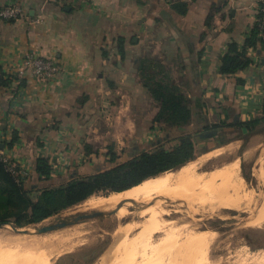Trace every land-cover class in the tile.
<instances>
[{
  "label": "crops",
  "instance_id": "obj_1",
  "mask_svg": "<svg viewBox=\"0 0 264 264\" xmlns=\"http://www.w3.org/2000/svg\"><path fill=\"white\" fill-rule=\"evenodd\" d=\"M173 2L186 3V13H176ZM13 5L24 16L0 19V74L13 79L0 87V150L26 170L24 187L33 181L26 190L109 169L97 167L106 163L103 149L104 155L86 154L85 144L95 150L93 142L102 139L106 150L132 137L147 142L143 134L156 127L157 103L136 72L142 56L160 60L190 100L192 123L180 132L203 130L210 117H223L222 109L237 120L261 112L264 43L248 50L245 70L218 73L228 44L241 47L255 28L258 0H0V8ZM29 54L61 65L63 72L46 81L28 73L15 80ZM13 132L17 140L10 145ZM38 158L51 166L49 181L34 171Z\"/></svg>",
  "mask_w": 264,
  "mask_h": 264
},
{
  "label": "rangeland",
  "instance_id": "obj_2",
  "mask_svg": "<svg viewBox=\"0 0 264 264\" xmlns=\"http://www.w3.org/2000/svg\"><path fill=\"white\" fill-rule=\"evenodd\" d=\"M210 118V126L218 122L217 118L213 116ZM149 122L148 120L146 125ZM146 128L148 131L143 134L146 143L138 144L137 139L132 137L125 144H117L121 148L114 146L118 155L116 162L113 164L107 163L108 158L106 163L101 160L97 166L99 170L111 168L139 151H149L156 148L157 145H162L165 148L171 145V142L168 143L167 141L173 137L172 133L164 131L158 125L152 128L147 126ZM263 129L264 126L258 128L257 132H253L242 140H234L236 133H234L233 128L217 129V137L214 139L209 137L207 139L210 140L207 142L198 141V137H203L201 135H204L205 130L193 131L192 135L196 142L198 155L186 167L189 169L194 168L191 178L194 182L188 181V184L181 185V187L183 186L182 190L178 192L183 193L181 194L182 199L181 197L174 199L176 196L173 194L163 192L161 195H153L147 200L143 198L133 200L134 202L125 200L126 202L121 201L118 203L119 205L117 204L111 208H91L88 206L89 202H94L95 199L107 197L108 195L93 196L84 201L85 203L82 202L73 206L38 224L25 226L22 230L12 224H0V240L2 241L0 243V264H24L21 261L26 260L29 255V257H32L33 255H40L39 251L44 252L34 250V254L32 253L33 250L29 248L27 250V247L24 249L21 244H18L20 246L17 245L16 248V244L14 247L11 243V246L9 243L6 245L5 240L9 238V240H38L44 238V236L45 238L48 237L49 234L54 236L57 233V235L63 234L72 237L69 241L48 248L51 251L45 250L46 255H44L49 254V257L47 256L49 264H107L105 262L114 257L117 242L123 237L124 231L130 226L131 229L125 238L128 237L129 241L135 239L139 227L147 221L146 212L150 209L156 213L159 226L162 229L165 228L163 230L170 229V238L177 244L191 240L192 236L197 237L198 240L203 239L205 236L206 242L204 241V243L206 244L198 246L199 248L196 247L195 251L198 253L205 252L207 264H256V257L260 258L264 254V219L255 221L256 218L258 219L264 214V133H261ZM183 133L178 132V134ZM158 140H160L159 144ZM101 141L102 139L93 142V147L100 149V151L103 149L106 153ZM220 141L227 143L206 153H199L205 144L217 146ZM110 143L108 142V144ZM108 144L106 143V145ZM179 171L178 169L172 171V175L178 174ZM26 173V170H23L24 176ZM211 174L216 175L215 179H211ZM29 182L26 183V189L33 183L31 180ZM233 184L244 188L242 190L244 193L239 194L241 200L234 196L233 188L236 186ZM212 187L213 189H211ZM168 193L174 197L169 196ZM217 193L219 194L217 195ZM222 193L224 199L220 198ZM248 193L252 198L250 203L247 204L245 202L246 198L243 197H247ZM210 194L212 197L209 196ZM31 196L34 197L35 193L33 192ZM184 196L191 198V200L184 199ZM231 196L239 201L233 200ZM240 202L241 205H239ZM229 203L232 205H228ZM122 211L125 212V215L121 214ZM61 224L65 226L56 227L51 231L38 232V230L45 227H55ZM149 231L145 236L148 244H153L161 238V235L153 229H149ZM75 234L76 236H74ZM2 243L3 245L6 244L3 246ZM136 249L138 253L141 252L138 246ZM36 251L38 252L37 255ZM146 252L148 251L146 250ZM24 254L25 256H23ZM173 254H176V252ZM184 254L187 257L186 253Z\"/></svg>",
  "mask_w": 264,
  "mask_h": 264
},
{
  "label": "trees",
  "instance_id": "obj_3",
  "mask_svg": "<svg viewBox=\"0 0 264 264\" xmlns=\"http://www.w3.org/2000/svg\"><path fill=\"white\" fill-rule=\"evenodd\" d=\"M171 8L179 15H184L187 11V5L183 2H173ZM257 42L264 43V38H260L257 29L254 28L241 47L234 42L228 44L226 52L220 57L218 73L235 75L248 68L251 64L248 50L254 49ZM117 46L120 57H123V40L119 39ZM136 72L142 87L157 103V112L152 118V124L172 133L173 137L167 141L171 142V145L166 148L157 145L152 150L139 151L130 159L104 171L37 190H26L24 178L17 182L0 161V224H12L18 228L38 224L93 196H107L126 191L145 180L177 170L197 157L196 142L192 133L178 134L192 123L193 114L188 97L172 82L169 72L158 59L149 56L139 57L136 62ZM12 80L11 77L4 79L0 74V87L8 86ZM222 112L223 117H217V123L203 128L205 133L233 128L236 133L234 140H242L264 126V100L260 114L248 120L235 121L228 110L222 109ZM201 118L198 117L199 120ZM261 133H264V129ZM16 134V132L12 133L10 145L17 140ZM216 137L212 135L210 139ZM210 139L198 137L199 142H207ZM226 143L220 141L217 146L205 144L199 153H206ZM84 151L86 154L96 156L105 154L111 164L118 159L113 145L106 146L104 154L100 149L94 150L88 144L84 145ZM34 171L40 181L50 180L51 166L45 158L36 159ZM33 192L34 197L31 196Z\"/></svg>",
  "mask_w": 264,
  "mask_h": 264
},
{
  "label": "bare ground",
  "instance_id": "obj_4",
  "mask_svg": "<svg viewBox=\"0 0 264 264\" xmlns=\"http://www.w3.org/2000/svg\"><path fill=\"white\" fill-rule=\"evenodd\" d=\"M208 158V157H207ZM190 163V162H189ZM188 163V164H189ZM188 164L178 168V170H180L178 172V174L176 175H172V171H169V172H165L161 175H158L154 178H150L148 180H145L143 181L141 184L131 188V189H128L126 191H123V192H118V193H111L109 194L107 197H102V198H98V199H95L94 202L91 201L89 202L88 206H90L91 208H96V207H112V206H115L117 205L118 203H120L121 201H125L127 200V202H130L132 200V202H134L135 200H138V199H148L149 197L153 196V195H158L159 194L161 195V193L163 192H169L173 195H170L168 193L169 196H172L175 198H178V197H181L182 199V196L181 192H178V191H181L182 190V187L181 185L187 183L188 181L190 182H194L192 178L193 174H192V170H194V168L192 169H189L187 168L186 166H188ZM195 167V166H193ZM191 168V167H190ZM211 179H215L216 175H213L211 174ZM227 175V174H226ZM162 176V177H161ZM200 180V179H199ZM197 181V180H196ZM209 182V181H208ZM222 182V181H221ZM196 183V182H195ZM193 183V184H195ZM234 183V182H233ZM239 183V182H238ZM188 184V183H187ZM199 184V183H197ZM202 184V182H201ZM217 184V183H216ZM236 184V183H234ZM233 184V185H234ZM242 184V183H241ZM196 185V184H195ZM236 185H239V184H236ZM234 185V186H236ZM185 186V185H184ZM216 186V185H215ZM172 187V188H171ZM176 187V188H175ZM219 187V186H218ZM244 187V185H243ZM175 188V189H174ZM180 188V189H179ZM191 188V187H190ZM200 188V187H199ZM229 188V187H228ZM233 188V187H232ZM179 189V190H178ZM213 189V187L211 188ZM244 188H242L241 186H236L235 188H233V194L234 196H237V198L239 200L240 197H239V194H241L242 190ZM192 190V189H191ZM202 190V189H201ZM228 190V189H227ZM190 191V190H189ZM205 191V190H204ZM245 191V190H244ZM203 192V191H202ZM212 192V191H211ZM214 192V190H213ZM225 192V191H224ZM228 192V191H227ZM177 193H179L177 195ZM191 193V192H190ZM244 193V192H242ZM167 194V193H165ZM186 194V193H185ZM192 194V193H191ZM190 194V195H191ZM200 194V193H199ZM208 195V193H206ZM219 193H217L218 195ZM225 194V193H224ZM230 194V193H229ZM231 194V195H233ZM164 195V194H163ZM189 195V196H190ZM221 195V194H220ZM219 195V196H220ZM253 195V194H252ZM167 196V195H166ZM188 196V195H187ZM197 196V195H196ZM211 196V194L209 195ZM208 196V197H209ZM218 196V197H219ZM223 196V193L222 195L220 196V198ZM247 197H243L244 199L246 198L245 202L250 203V200H251V195L248 193V195H246ZM165 197V196H164ZM205 197V196H204ZM212 197V196H211ZM228 197V196H227ZM187 198L184 196V199ZM206 198V197H205ZM223 198V197H222ZM225 198V197H224ZM223 198V199H224ZM229 198V197H228ZM232 198V196H231ZM250 198V199H249ZM93 199V198H92ZM152 199V198H151ZM203 199V198H202ZM219 199V198H218ZM233 200H236L234 198H232ZM130 200V201H128ZM134 200V201H133ZM145 200V201H146ZM179 200V199H178ZM187 200H191V198H187ZM197 200V199H195ZM211 200V199H210ZM231 200V199H230ZM229 200V202H230ZM239 200H236V201H239ZM126 202V201H125ZM140 202V201H139ZM224 202V201H223ZM227 202V201H226ZM233 202V201H232ZM85 203V202H84ZM221 203V202H220ZM239 203V202H238ZM237 203V204H238ZM136 204V203H135ZM175 204V203H174ZM246 204V203H245ZM264 204V203H263ZM119 205V204H118ZM228 205H232L231 203H229ZM241 205V202L240 204ZM225 206V205H223ZM221 207V206H219ZM218 207V208H219ZM229 207V206H228ZM264 207V206H263ZM230 208V207H229ZM232 208H234L232 206ZM99 209V208H98ZM264 209V208H263ZM105 210V209H104ZM262 211V210H261ZM263 212V211H262ZM260 213V212H259ZM121 214L125 215V212L122 211ZM120 214V215H121ZM144 214V213H143ZM147 214V221H145L144 223H142V225L139 227V232L137 233L135 239H133L132 241L126 237V234L128 233V231L131 229V228H127L125 231H124V234H122L123 237L120 238V241L117 242L118 245L117 246V249L115 250L114 252V257L110 258L109 261L105 262L107 264H207L206 263V255L202 252H196L195 249L196 247L198 246H203L204 244V241L206 242L205 240V236L203 239L201 240H198L197 237L194 238L192 236V239L189 240V241H184L183 243H180V244H177L175 241H173L171 238H170V229L169 230H163L165 228L162 229V227L159 226V222H158V218L156 216V213H154L151 209L148 210L146 212ZM262 214V213H260ZM259 214V215H260ZM264 219V214L263 216L261 215V217H259L258 219L256 218V222L257 220H263ZM146 220V219H145ZM254 223V222H253ZM172 227V226H171ZM149 229H153V231L155 232H158L161 236L160 239H158L156 242H154L153 244H148L147 240L145 239V236L150 232ZM69 231H71L70 229H68ZM72 230H74L72 228ZM62 231V230H61ZM60 231V233H61ZM80 232V231H79ZM69 233V232H68ZM74 233V232H73ZM54 234V233H53ZM58 234V233H57ZM54 235V236H50V234L48 235V237L45 238H40L38 240H19V239H12V240H5L7 242L6 245H8V243L10 244H13V247L14 245L16 244L15 248L17 247L18 244H21L23 246V248L25 249V247H27V250L28 248L30 250H33L32 253L35 254L34 250H41V251H44V252H40L39 251V254L40 255H37L38 252L36 251V255L37 256H34L32 253L33 256L32 257H29L28 255V258L24 261H21V262H24V264H49L48 262V257L45 256V250H47L48 248L52 247V246H56L57 244H62L66 241H69L71 240V237L70 236H67V235H63V234H60V235ZM66 234V233H65ZM80 234V233H79ZM71 235V234H70ZM78 235V234H77ZM30 236V235H29ZM76 236V234L74 235ZM23 237V236H22ZM38 237V236H37ZM40 237V236H39ZM42 237V236H41ZM199 237V236H198ZM17 238V237H16ZM125 238V239H124ZM3 241V242H5ZM150 241V240H149ZM2 241L0 240V243ZM4 244V245H5ZM10 244V246H11ZM72 244V243H71ZM3 245V243H2ZM3 245V246H4ZM1 246V245H0ZM20 246V245H18ZM115 246V248H116ZM139 247L141 249V252L138 253L136 247ZM8 247V246H7ZM65 247V246H64ZM14 248V249H15ZM22 248V247H21ZM114 248V249H115ZM199 248V247H198ZM201 249V248H200ZM50 249H48L47 251H49ZM146 250L148 252H146ZM51 251V250H50ZM59 251V250H58ZM174 252H176V254H173ZM186 253L187 257L185 256L184 253ZM21 253V252H20ZM25 253V252H24ZM1 254V253H0ZM45 254V255H44ZM184 254V255H183ZM2 255H6V254H2ZM51 255V254H50ZM25 256V254L23 255ZM19 257V256H18ZM21 257V256H20ZM257 259L255 260L256 264H264V254L258 258L256 257ZM22 259V258H21ZM18 260V259H17ZM167 260H169V262H167ZM16 261V260H15ZM20 261V260H19ZM1 263V262H0ZM22 264V263H20Z\"/></svg>",
  "mask_w": 264,
  "mask_h": 264
},
{
  "label": "built area",
  "instance_id": "obj_5",
  "mask_svg": "<svg viewBox=\"0 0 264 264\" xmlns=\"http://www.w3.org/2000/svg\"><path fill=\"white\" fill-rule=\"evenodd\" d=\"M68 0H46L47 3H60ZM24 16V9L19 5H13L0 8V19L11 21ZM255 28L258 31L259 37H264V0H258V17L256 19ZM63 72L61 65L54 63L51 60L41 59L32 54L26 55L22 61V67L15 73V80H22L28 73L36 80H50L56 75ZM0 161L3 163L6 171L10 173L18 182L24 178L23 170L18 165L12 162L0 150Z\"/></svg>",
  "mask_w": 264,
  "mask_h": 264
},
{
  "label": "water",
  "instance_id": "obj_6",
  "mask_svg": "<svg viewBox=\"0 0 264 264\" xmlns=\"http://www.w3.org/2000/svg\"><path fill=\"white\" fill-rule=\"evenodd\" d=\"M238 119V117L237 116H235L234 117V120L236 121ZM216 133H217V131L216 130H212L211 132H208V133H205L204 135H201V136H203V137H205V138H209V137H211L212 135H216ZM65 225L64 224H61V225H57V226H55V227H45V228H43V229H40V230H38V232H45V231H51V230H53L54 228H56V227H64ZM22 228L23 227H19V230H22ZM16 229V228H15Z\"/></svg>",
  "mask_w": 264,
  "mask_h": 264
}]
</instances>
